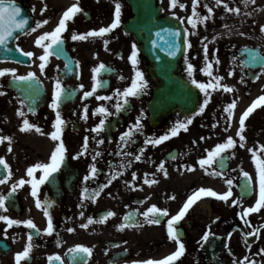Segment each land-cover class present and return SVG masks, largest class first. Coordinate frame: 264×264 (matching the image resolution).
Wrapping results in <instances>:
<instances>
[{
	"label": "flooded vegetation",
	"instance_id": "af4514ba",
	"mask_svg": "<svg viewBox=\"0 0 264 264\" xmlns=\"http://www.w3.org/2000/svg\"><path fill=\"white\" fill-rule=\"evenodd\" d=\"M153 1L159 8L162 20L165 22L169 20V28L172 26L180 28L182 34L185 27L191 31V26L186 21L187 16L191 14V0H181L186 4L183 9L179 6L175 9L170 8V0ZM17 2L31 17L29 29L35 27V23L40 20L47 19L49 23L34 33L26 30L19 35V40L14 39L13 43H9V47L13 50L11 52L5 50L8 58L0 60V68H15L18 75H26L29 71H33L37 77L31 84L22 81L21 93L24 97H19L9 85V81L12 80L10 73L0 77V92L4 93L0 95V135L12 137L11 152L8 151V142L0 144V157L7 160L12 171L11 179L5 184H0V194L7 195L12 184L21 177L28 179L26 169L29 166L38 162L48 163L50 160L51 152L57 143L48 135L54 130L55 111L50 105L55 79L59 77L66 90L75 92L70 98L63 99L60 108L63 118L67 121L62 137L67 148L66 159L60 170L41 186L39 192L42 201H54L50 211L56 230L52 235H35L30 258L23 260L21 264H49L48 257L53 254H59L63 264H131L134 260L160 259L175 251L177 247L176 243L168 238L167 218L161 217L162 222L159 225H149L139 213L152 204H156L161 208H167L170 217L175 215L188 196L200 187H211L221 193L227 191L226 179H232L234 182L232 187L234 195L228 202H231V199H239L238 188L240 182L244 181L241 169L252 175L255 184V165L252 161L244 163L240 154L246 158L252 156L248 149L258 148L259 145L264 144V106L256 109L245 122V147L239 146L236 132L239 128L240 115L254 99L264 94V73L261 72L260 63H249L247 66L244 63L249 61L250 51L253 49L261 53L259 59L264 61V31H261V26L264 25V0H255V3L249 0L247 6L244 0H227L229 6L241 8L240 15L226 13L222 5H215V0H202L198 11L202 15L207 14V9L203 7V4L207 3L214 8V16L206 26L198 25L196 33L189 36L192 47L187 50V61L196 66L194 75H204L199 71L204 66L201 43L203 37H208L209 59L217 55L220 59L218 65L214 64V72L228 75L230 70H235L234 76L228 75L230 85L235 86V91L228 93L227 103L233 99L237 101L232 122L233 129L229 128V135L237 140V146L231 150L235 152V156L228 158L230 153L226 154V165L222 169L225 173L223 177L211 175V169L209 174H206L198 164L194 171H188L185 165L190 164L186 155L197 154L199 160L207 155L206 150H211L217 143L226 140L219 134L220 127L224 128L225 124V118L220 115L225 105L214 106V99H211L202 115H186L181 110H174L158 121L150 116L148 104L154 95L157 81L149 73V63L141 54L138 42L124 29V22L130 16V8L125 0H119L122 6L120 25L106 37L73 41L71 39L73 32L83 33L110 25L114 19L117 2V0H79L84 11L69 22L68 30L63 34L64 43L60 46L63 51L49 58L44 72L39 69L38 59L43 49L36 46L34 41L43 32L52 31L62 13L77 0H17ZM45 4L47 9L42 13L41 8ZM172 12H176L177 17H184L185 23L181 24L177 17L172 16ZM213 37L216 39L213 40ZM105 39L109 41L107 49L104 46ZM133 43L139 49L137 67L144 73L148 86L139 96L130 98L125 110L110 116L105 131L97 136L96 133L91 132V129L102 117L92 113L100 104H104L110 111L115 112L117 102L115 90H123L129 86L134 75V69L128 59ZM16 44L25 51L33 52L34 55L30 58L23 56L16 50ZM245 48L249 51H245ZM66 62L69 63L68 69L65 68ZM77 62H79L78 67ZM101 62L108 66V71L102 72L100 76L106 83L98 88L92 97L82 99L83 92L92 88V69ZM178 70L183 76L188 74L184 51L179 58ZM256 75L260 77L258 80L254 79ZM120 76L124 79H120ZM241 77L246 82H241ZM81 84L84 85V89H80ZM198 92L197 109L202 100L199 89ZM102 95H113V99L111 101L96 99V96ZM212 97L214 98L213 95ZM225 99L221 98L220 101ZM21 100L24 101L23 104ZM85 104L89 109L87 120L81 118ZM29 107L34 108L35 111L29 112ZM21 109L31 123L40 126L43 134L35 130L21 131L23 118L18 115ZM141 113H143L142 132L134 136L130 145L122 148L120 134L134 123ZM192 116H194L193 122L188 128L196 129L194 136L181 130L179 135L158 146L148 145L141 161L134 159V155L139 154V150L144 147L147 137L163 135L178 120L184 121ZM217 121L220 123L213 128L212 125ZM85 136L89 137L88 152L76 159L74 157L81 151ZM94 136L96 139H92ZM202 136L205 137L204 140L200 139ZM99 139H103L104 143L98 144ZM97 151L101 155L93 161L92 156ZM120 151L131 152L133 156L117 155ZM171 156H175L176 159H171ZM129 160L132 161L131 166H127ZM161 161L165 162L167 177L158 170ZM92 163H96L100 172L95 179L85 182L84 176L89 173ZM214 167H217L218 171L221 170L218 166ZM111 170L120 171L121 175L101 193L95 203L85 201L86 206L83 208L85 216L80 217L81 192L84 187L95 189L107 183ZM133 172L137 174L135 180L132 177ZM41 174L38 170L37 178ZM145 174H148L149 179H155L157 183L145 184ZM132 184L142 187L133 188ZM30 192V185L19 189L7 201L10 205L8 211L5 213L0 209V214L19 220L31 218L38 228L43 230L47 226V219L43 210L36 207L35 198ZM173 196L175 199L170 198ZM255 197L257 198V192L253 191L252 197L243 201L249 202L250 206L251 200ZM221 203L226 202L213 197H204L197 201L179 222V234L186 245V253L176 264H212L205 258L201 237L209 226L214 236L220 235L222 217L218 206ZM232 206L231 204L229 207ZM108 210L114 211L116 215L108 218L107 222L94 223L87 229L80 227L86 222L88 216L98 220ZM133 210H137L134 212V225L120 230L117 226L124 222V216ZM257 215L262 217L263 221L252 227L258 228L259 225L264 224V209H261ZM217 217H219L218 220ZM135 222H138L139 226H136ZM6 228V222L0 221V264H15V254L25 247L30 230L25 225H14L7 228V235H5ZM68 228H74L75 231L68 232ZM256 238L254 243H250L251 247L247 250V256L258 264H264V253L259 251L264 248V229H261ZM77 244L91 247L92 255L87 258H78L74 262L69 249ZM54 264H61V262L55 261Z\"/></svg>",
	"mask_w": 264,
	"mask_h": 264
},
{
	"label": "snow or ice",
	"instance_id": "6c2138e0",
	"mask_svg": "<svg viewBox=\"0 0 264 264\" xmlns=\"http://www.w3.org/2000/svg\"><path fill=\"white\" fill-rule=\"evenodd\" d=\"M249 0H244L245 6H247ZM202 0H191V14L187 16L186 21L187 24L191 26V31L185 27L183 29V34L180 28L176 29H164L162 31L167 32L172 38L173 42L169 44L168 55L176 56L181 49H184L185 60L187 63V72L188 76L191 78V83L195 85L203 94L204 99L200 104L198 111L194 113L195 115H201L205 112L206 107L209 105L212 94L214 92L223 91L225 93H232L235 91L234 85H229L227 83H223L222 81L225 79L223 76L216 74L214 72V64L218 65L220 63L219 56H214L213 59H209V46H208V37H203L201 43L203 44V53H204V66L199 69L206 77H208V82H202L195 79L194 73L197 70L196 66L187 61V50L192 47L191 41L189 39L190 35L196 33L198 25H205L209 20H211L214 16V8L209 6V4L204 3L203 7L207 9V14H201L198 11V7L201 5ZM251 3H255V0H251ZM215 5L220 6L222 5L226 13H233L236 15H240L241 8L240 7H231L227 0H215ZM179 6L181 9L186 7L185 3H182L181 0H170V8L175 9ZM121 4L119 0L115 3V11H114V19L112 23L108 26L100 27L99 29H90L87 32H73L71 35V39L73 41H86L90 38H104L107 36L108 33H111L114 29H116L121 23ZM47 9V4L41 8V12L43 13ZM35 11V8H33ZM84 10L80 6L79 0L76 3H73L69 6L63 13L61 18L59 19L58 24L52 31H46L36 37L34 43L36 46L43 49V53L38 57L40 64L39 69L41 72H44L49 58L54 54H59L63 50L60 47L64 43V33L68 30V24L72 21L77 14L82 13ZM251 15V13H248ZM173 17H177L176 12H172ZM181 24L185 23L184 17H177ZM29 17L23 15L22 8L18 6L17 0H0V46H2L7 52H11L13 49L9 47V41L16 39L19 40V33H25L26 30L30 32H36L37 29L43 27L44 25L48 24L49 21L47 19L37 21L35 23V27H31L29 29ZM226 28L228 25H224ZM261 31H264V25L261 26ZM244 35V33H240ZM161 33L157 32V36H160ZM182 37V42H181ZM216 37H213L215 40ZM109 41L107 39L104 40L105 49L108 48ZM155 44V41H153ZM16 50L19 51L25 57H32L34 55L31 51H25L23 48L16 44ZM245 51H249L247 48L244 49ZM218 51V50H216ZM139 49L137 48L136 44L133 43L132 51L128 57L133 69L134 75L131 78V83L129 86L125 87L123 90L116 89L115 90V97L117 102L115 104V112L109 110L104 104H100L96 107L93 111V115H99L102 117L99 119V122L91 129V132L96 133L97 136L105 131L107 127L108 118L112 115L119 114L121 111L125 110L126 106L129 104L130 98L139 96L148 86V82L144 77V73L137 67L139 60H138ZM261 53L257 52L256 50H251L249 55V61H245V65L247 66L249 63L256 64L260 63L261 65V72L264 73V61H261L259 58ZM235 59V58H234ZM19 62V61H18ZM79 66V62H77V67ZM65 68H69V63L66 62ZM108 66L101 62L98 66L92 69L93 76V85L91 90H87L83 92L82 99H87L92 97L96 92L97 89L102 87L106 81L100 78L102 72H107ZM12 75V80L15 81H27L30 84L34 82L37 77L36 73L33 71H29L26 75H18L17 70L15 68H0V77L5 76L6 74ZM229 76L235 75V70H230L228 72ZM258 75L254 76V79H259ZM120 79H124L123 76H120ZM241 82L244 81V78L241 77ZM80 89H84V85L81 84ZM3 92H0V95H3ZM75 92H69L66 90L65 86L63 85L62 81L57 77L54 83V90H53V99L51 102L50 107L55 111V120L53 121V131L50 132L48 135L50 136L51 140L57 142L55 145L54 150L51 152L50 160L48 163H35L29 166L26 169V175L28 179L21 177L17 182L12 184L10 191L7 195L0 194V209H2L5 213L8 211L9 198L12 197L17 191L23 188L25 185L31 186V196L35 198V205L38 209H42L44 216L47 219V226L43 230L39 229L38 226L34 223V221L29 218L25 220L14 219L6 214H0V221L6 222L7 228H11L14 225H25L30 231L27 234V243L22 251H19L15 254V264H21L23 260L29 259L30 254L34 248L33 240L34 236L37 234H47L52 235L55 232V225L53 223V216L51 214L50 209L54 205V201L45 200L42 201L40 199V188L44 185L50 177L53 176L54 173H57L61 166L63 165L66 159V152L67 148L65 146L63 140V132L67 125V121L63 118L61 114V103L65 97L70 98L74 95ZM96 99L100 101H111L113 99V95H102L96 96ZM24 101L21 100V104ZM264 106V94L258 96L256 99L252 101V103L243 111V113L239 117V128L236 132V136L239 138V146L245 147L246 146V136L244 135L246 130V120L249 116L258 108ZM237 107L236 99H233L230 103H227L223 107V114L225 117V122L227 127L224 129L228 131L229 128L232 127L233 118L235 115V109ZM29 112H34L35 109L29 107ZM18 115L23 118L21 124V131L28 132L35 130L37 132L42 133V129L40 126L31 123L27 118L25 112L21 109L18 111ZM188 117L184 121H177L173 127L170 128L168 132L158 137H147L144 141V147L139 150V154L134 155V159L136 161H141L143 159V154L148 145L151 146H158L165 141H168L172 137L179 135L181 130L187 131L188 126L192 124L193 118ZM142 117L143 113L136 118V121L132 123L124 132L120 134L119 140L122 148L127 147L130 145L136 134L142 132L143 124H142ZM84 120L89 118V109L87 104L83 107V115L81 117ZM220 121H217L212 127H216ZM43 134V133H42ZM92 139H96V137H92ZM201 140H204L205 137H200ZM8 142V151H12V137L0 135V144ZM98 144H103L104 140L99 139L97 141ZM237 146V140L233 138V136H227L226 140L223 142L217 143L211 150H206L207 155L201 157L198 160V165L201 169L205 171L206 174H209V169H211L210 174L214 176L223 177L225 175L224 169L226 165V154L230 153L228 158L235 156V152L231 151L235 149ZM89 149V137L85 136L84 142L82 145V149L80 152H77L75 157L79 159L81 156L87 154ZM249 152L252 153L251 159L255 165L256 171V178L255 184L253 181L252 175L241 169L242 176L244 178V183L241 185L242 191L244 193H250L253 191L257 192V199L254 202L253 206L243 207L242 212L239 214L240 219L244 221L245 224H250V221L247 219L250 214L258 213L261 209H264V144L259 145L258 148H249ZM100 152H96L95 155L92 156V160L96 161L97 157L100 156ZM120 156H133L131 152L120 151L117 153ZM171 159H176L175 156H171ZM132 161H127V166H131ZM218 166L220 171L217 170ZM0 167L5 171L2 178H0V184H5L8 180L11 179L12 171L11 167L8 164L7 160L4 157H0ZM188 171H194L195 165H185ZM40 171L42 174L37 178V171ZM158 170L163 173L165 177L168 176V171L165 167V162L161 161L158 165ZM100 170L98 169L96 163H92L90 165V170L87 175L84 176V181L87 182L89 180L95 179L99 174ZM121 175L120 171L111 170L110 175L108 177L107 183L99 185L95 189H89L88 187H84L83 191L81 192V211L79 213L80 217H84L85 213L83 208L86 206L85 201H91L95 203L101 193L119 176ZM154 175V174H153ZM133 180L137 178V174L135 172L132 173ZM144 183L145 184H154L157 183L155 179H149L148 174L144 176ZM226 185L228 186V190L221 193L214 190L211 187H200L198 190L193 192L190 196H188L187 200L184 202L183 206L180 210L175 214L169 217V210L167 208H161L156 204H152L149 206L145 211L139 213L144 218V221L149 225H159L161 221V217L167 218V235L169 240L174 241L177 245L175 251L171 252L168 255L160 259H145V260H134L131 264H176V262L184 256L186 253V245L184 243L183 238L179 234V222L183 220L189 209L200 199L204 197H213L217 198L220 201L228 202L230 198L233 197V180L226 179ZM133 188L142 187L141 185L132 184ZM171 199H175V197H170ZM143 203V201H141ZM232 205L243 204V198L239 199H231ZM137 210H133V212H129L123 218L124 222L120 223L117 227L120 230H123L126 227H132L134 225V212ZM116 213L112 210L106 211L100 218L97 220L92 216H88L86 222L81 224L80 227L87 229L90 225L94 223H105L107 222L108 218L114 217ZM217 220L219 217L216 218ZM136 226H139L138 222H135ZM7 228L5 229V235H7ZM261 229H264V224H261L259 228L252 227V231L245 233L244 241L247 243L248 237H258L260 234ZM34 230V231H32ZM68 232H74V228H68ZM215 234L211 232V228L205 231L203 236L201 237V246L204 243L209 241V238L214 236ZM232 233L228 234L229 239L231 238ZM59 243V241H57ZM248 247L250 248L251 245L249 244ZM260 253H264V248H261ZM93 249L91 247L85 246L83 244H77L74 247L69 249V253L71 254L72 260L75 262L78 258H87L92 255ZM55 261H60L63 264L62 257L59 254H53L48 257L49 264H54ZM237 264H258L257 261L251 260L248 256L243 257L241 261H238Z\"/></svg>",
	"mask_w": 264,
	"mask_h": 264
},
{
	"label": "water",
	"instance_id": "95a60500",
	"mask_svg": "<svg viewBox=\"0 0 264 264\" xmlns=\"http://www.w3.org/2000/svg\"><path fill=\"white\" fill-rule=\"evenodd\" d=\"M127 2L131 6L133 16L124 24V28L141 44L142 53L151 62L152 75L161 82L149 105L151 115L160 117L175 107L191 113L196 106L197 93L188 82L175 74L180 52L176 56L168 55L169 44L173 42V38L167 34L166 36V32L162 31L163 26L169 22H162L159 19L158 9L154 6L153 0H127ZM22 13L24 15L25 12L22 10ZM153 21L154 25H152ZM157 32L161 35L157 36Z\"/></svg>",
	"mask_w": 264,
	"mask_h": 264
},
{
	"label": "rangeland",
	"instance_id": "374dc122",
	"mask_svg": "<svg viewBox=\"0 0 264 264\" xmlns=\"http://www.w3.org/2000/svg\"><path fill=\"white\" fill-rule=\"evenodd\" d=\"M221 76H223L225 79L222 81L223 83H227V84H231V81L229 79V76L226 74H219ZM186 78L189 79L191 81V78L188 76V74H185ZM195 79H197L198 81H202L207 83L208 82V77H206L205 75H194ZM198 89V88H197ZM201 92V91H200ZM202 93V92H201ZM214 96V98L212 97V99H214V106L217 105H226L227 104V98H229L228 93L221 91L218 92H214L212 94ZM221 98H226L223 101H220ZM204 99V94L202 93V100L200 102V104L202 103ZM200 106V105H199ZM198 111V109H197ZM196 111V112H197ZM204 114V113H203ZM202 115V114H201ZM221 116L224 117V114L221 113ZM197 116V115H195ZM225 118V117H224ZM224 128L221 126L220 127V135L223 136L225 139L227 138V136H229V129L228 131H225L224 129L227 127V124L224 120ZM233 129V126H232ZM222 130H224V132L222 133ZM188 133H190L191 135L194 136V134L196 133V129L195 128H188V130L186 131ZM241 157L244 159V163H246L247 161H252L251 156H248L247 158L243 155L240 154ZM186 158L188 160V162L190 163L189 165H195L197 166L198 164V155L197 154H188L186 155ZM253 163V161H252ZM178 166H180V164H177ZM257 198L255 197L254 199H252L251 202V206L254 205V202ZM231 204V202H226V203H221L220 206H218V209L220 210V212H223L224 214H229L231 215L230 217H228L229 215H225V218H222L221 223L227 226H230L231 223L236 222L238 223L241 228L243 229L244 232H248L252 226H255L256 224H258L260 221H262V217L258 216L257 213H252L249 215V217L247 218L250 221V224H245L244 221H242L240 219V213L243 210V207H248V203L247 202H243L242 205L237 204L232 206V208L228 209L227 206H229ZM240 207V209L237 212V208ZM225 208L227 210H225ZM224 214L220 213V216L224 217ZM227 226H225L227 228ZM221 232H223V229L220 230ZM224 233V232H223ZM249 247H247V244L245 242H243V240L240 238V236L236 233H234L230 240H229V250L232 254V258L234 259H243V257H245L247 255V250Z\"/></svg>",
	"mask_w": 264,
	"mask_h": 264
}]
</instances>
